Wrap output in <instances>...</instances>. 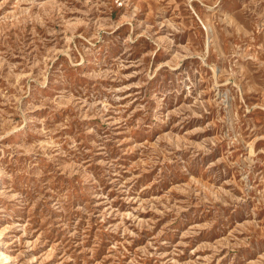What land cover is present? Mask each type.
Wrapping results in <instances>:
<instances>
[{
  "label": "rangeland",
  "instance_id": "rangeland-1",
  "mask_svg": "<svg viewBox=\"0 0 264 264\" xmlns=\"http://www.w3.org/2000/svg\"><path fill=\"white\" fill-rule=\"evenodd\" d=\"M0 264H264V0H0Z\"/></svg>",
  "mask_w": 264,
  "mask_h": 264
}]
</instances>
